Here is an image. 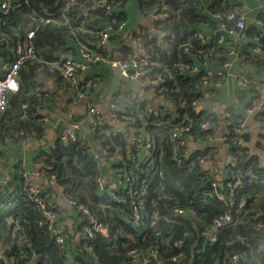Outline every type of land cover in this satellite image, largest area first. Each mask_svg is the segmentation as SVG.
I'll return each mask as SVG.
<instances>
[{
	"label": "trees",
	"instance_id": "obj_1",
	"mask_svg": "<svg viewBox=\"0 0 264 264\" xmlns=\"http://www.w3.org/2000/svg\"><path fill=\"white\" fill-rule=\"evenodd\" d=\"M13 1L9 13L0 10V76L15 47L28 41L31 30L34 53L23 62L19 89L9 92L8 105L0 113V264H143L145 259L146 264H174L168 260L174 254H181L184 264H264V229L259 226L264 223V104L251 112L261 101L264 103L260 87L264 83V6L254 21L241 30L246 45L237 53L232 33L220 42V35L205 36L206 31L199 25L205 22L214 29L229 12L245 15L246 0L137 1L143 15L157 16L155 29L166 34L161 44L149 32L134 33L148 55L149 62L142 69L150 78L161 79L157 92L162 99L176 111L189 115L187 122L160 117L165 123L160 125L159 119L146 109L150 100L134 99L128 88L114 95L113 100L123 107L117 110L121 122L138 128L145 120L150 121L138 132L155 140L152 152L156 166H150L144 163L145 155L136 153L129 135L107 123L91 126L88 134L76 130L75 139L58 137L47 148H26L31 140L44 138L51 121L49 114L62 111L54 94L43 90L38 72L52 73L75 92V100L80 93L83 98L86 83L80 78L74 86L64 76L62 62L65 58L84 60L83 48L110 58L108 47L103 50L97 46L99 32L109 27V41L121 37L128 27L127 7L131 0ZM78 53L82 59L72 55ZM135 53L133 45L124 46L121 58L131 61ZM235 58L238 63L233 72L231 98L227 81ZM98 63L103 62L89 63V68ZM129 72L134 73L135 67L131 66ZM239 76L246 84L239 83ZM219 81L221 86H217ZM201 101H216L224 106L225 113H231L229 117L224 115V137L232 162L220 171L212 169L220 147L210 139L214 131L200 126L204 121L217 126L219 116L214 110L194 106ZM46 109L49 114L43 113ZM250 119L262 128L260 151L253 152L245 144L251 141L250 131H238ZM183 125H190V132L200 145L189 156L179 152L175 159L171 137L177 126ZM240 137L245 143H237ZM25 153H35L31 161L41 166V173L49 179L55 176L67 200L77 203L72 208L68 205V210L80 217L78 230L62 244L46 224L40 223L44 222L43 211L28 194ZM201 158H206L211 167L200 165ZM109 173L113 182L101 188L98 177L107 178ZM8 176L10 180L3 182ZM218 177L224 184L214 187ZM164 194L172 198L162 199ZM44 199L57 211V225L61 228L64 211L54 198L51 185L46 186ZM140 201L144 202L143 221L136 228L131 208ZM242 201L245 204L241 207ZM175 204L184 208L185 214L178 217V222L168 224L165 218L172 216ZM78 205L86 206L90 215L79 211ZM226 214L233 221L215 229V221ZM90 216L105 224L108 234L95 232L93 237L79 241L76 237L85 231ZM152 218L158 220L154 226L149 225ZM17 224L21 230L14 235ZM180 237L185 238L183 247H173V241ZM154 248L159 250L160 260L149 258ZM132 249L140 251L138 258L129 254ZM235 254L240 255L237 262L231 260Z\"/></svg>",
	"mask_w": 264,
	"mask_h": 264
},
{
	"label": "built area",
	"instance_id": "obj_2",
	"mask_svg": "<svg viewBox=\"0 0 264 264\" xmlns=\"http://www.w3.org/2000/svg\"><path fill=\"white\" fill-rule=\"evenodd\" d=\"M13 5H14L13 0H0V10L5 12V13H9L11 11ZM103 6L108 8L107 4H103ZM246 21H247V15L246 14L239 16L236 12L232 11V12H229V13L223 15L222 23L220 25V31L217 34V35H220L219 41L220 42L224 41V36L226 37L227 35H229L232 32L240 33L241 30H243L245 28ZM230 26H232V28ZM233 27L236 28V31H233ZM99 35H100L99 46L101 47V49L105 50L108 47L109 38L111 36L110 28L106 27V28L102 29L99 32ZM33 36H34V31L31 30L28 34V41L25 43H22V42L18 43V45L15 47V49L13 51L12 59L10 60V62H7V64H5V66H4V71L0 76V113L2 111H4L8 105L9 92H17L19 89L18 76H19L20 68H21L23 62L27 58L32 56L34 53V47L32 44ZM132 41H133V46L136 49V53H135L133 60H131V61L123 60L121 58V56H119L116 59L108 58V57H102L99 54H93L90 51V49H88V48H83L82 54H83L84 60L78 61V60H73L71 58H65L63 60V62H62L63 74L70 82L73 83L74 86H76L80 83L81 73L85 72V70H87V68H89V63H96L98 61H102V62L106 63L111 69H113L115 71L119 70L126 76H131L133 78L142 77V78H144V80H146L143 88L144 89L151 88L154 96L158 99V103H156V104L149 102V104L146 105V109L155 118L159 119L158 124H160V125L165 124V123H162V121L160 119V117H163V116H168L169 118H179L182 122H187L188 118H189L188 113H186V112L180 113V112L176 111L174 109V107H172L170 105L169 101H165L164 99H162L158 95L157 87L160 86L162 81H161V79L150 78L146 74V72L142 69V65L148 64V62H149L148 55L146 54L145 48H144L143 44L141 43L140 38H134L133 37ZM9 43H11V42H9ZM131 66L135 67V72L132 74L129 72V69ZM194 69L196 70L197 68L195 67ZM238 81L242 85L246 84V80L243 79L242 76H239ZM217 86H221L220 81L217 82ZM260 87H261L263 94H264V83H261ZM82 96H83V94L80 93V97L77 99H81ZM133 97H134V99H138V100L146 99L144 91L133 92ZM263 104H264L263 101H261L259 104H257L251 110V112L253 113L256 110L261 109L263 107ZM194 106L198 107L199 110L200 109H210V110L215 109L214 104L209 103L207 101L195 102ZM109 107H110V114L109 115L111 117V119L109 121L106 120L104 117L100 116L101 113L98 111L97 107L93 106L90 108V118H89L90 129H91V126L96 127L98 125H104L105 123L112 125L111 123L113 121L116 123H123L120 121L119 115L117 113V110L123 109V107L118 106L117 103L113 100V98L110 100ZM167 107H169V108H167ZM222 108L224 111L223 115H225L226 117H229L231 115V113L229 111H226V113H225L224 106ZM127 117H129V119H131V121L133 120L132 117H130V116H127ZM224 120H225V117H224ZM149 123H150L149 120L148 121L145 120L144 124L138 128L136 126L132 127L129 124L126 125L125 123H123V126H124V132H126V134L129 135V137H128L129 142L134 147L136 153L138 155H141V156L145 155V159L147 158V161L145 160L144 163L149 164L150 166H156V159L153 155L154 153L152 152V149H154V147H155V140H153L150 135L144 136V135L138 133V132H141L142 130H144L145 126L148 125ZM200 126L203 130H207V129L211 128L214 131V133L212 134V136L210 138L214 144H216L217 146L220 145V147L222 145L226 146L225 145L226 137H224V133L226 131V124L224 125V129L221 133L219 132L218 127L216 125L210 123L209 121H204ZM247 126H248V124L245 125V123H243L241 125V129H238V131L243 132V133L248 132L249 129ZM71 128L72 129L65 135V138L75 139L76 138L75 131L79 130V129L83 130L81 125L78 124L77 122H73L71 124ZM190 129H191L190 125H183V126H177V128L174 130L172 137H171V140L173 142L172 147L175 151V156H174L175 159L178 158L179 152H185L189 156L190 153L193 152L194 149H196V147L200 145V142H198L197 139H195V137L190 132ZM24 143H26V141ZM237 143L242 144L245 142L240 137L237 139ZM191 144H192V146H191ZM245 144H247V143H245ZM217 156H218V152L216 153V157H215L216 158L215 166H213L212 169H214V170L218 169V171H220L223 167L219 166V164L217 162ZM261 157H262V163L264 164V152H262ZM230 162H232L231 158L229 161H227L226 164H229ZM226 164H225V166H226ZM200 165L211 167L212 164L207 163L206 158H201L200 159ZM40 173H41V171H40ZM28 176L30 179V172H29ZM128 179H130V178H128ZM8 180H10V176L6 177L3 180V182H8ZM50 180H53L52 182H55L56 177L53 176L52 179H50ZM97 181H98L101 188H104L106 184L113 182V181L109 182L107 180V178L104 177L103 175L99 176ZM223 181L224 180H222V177H218V180L216 182H213V186L217 187V185H221L222 183L224 184ZM229 185H231V184L229 183ZM27 191H28L30 198L38 206H40V208L43 211L44 222H40V223L42 225L43 224L47 225L48 231H50L56 235L57 241L60 244L64 243L65 240L67 238H69L70 233L61 232V228L58 227V225H57V220H58L57 211L51 206V204L49 202H46L44 199V193L46 191V185L32 183L30 180H28ZM129 192L132 194L137 193V192H133L131 190ZM145 194H147V190L143 191V195H145ZM219 197L221 199H224V196L222 194H219ZM171 198L172 197L168 194H164L162 197V199H165V200H169ZM231 204H235V202L231 201ZM244 204H245V201H242L240 203V206L242 207V206H244ZM68 205L70 206V208H72V207L76 206L77 203H76V201H68ZM143 206H144V202L140 201L138 203H135L133 205V207L131 208V210H132V222L136 228H139L142 226V221H143L142 210L144 208ZM78 209L82 213L90 215V211L86 206L78 205ZM171 212H172V216L165 218V221L168 224H174V223L178 222L179 221L178 217L181 216L182 214H185V209L182 208L180 205L175 204L172 206ZM12 221H14V219H12ZM232 221H233V217L230 214H226L225 216L219 217L215 221L214 228L217 229L221 225L229 224ZM157 222H158V220L156 218H152L149 222V225L154 226L157 224ZM259 226L264 229V223H260ZM20 230H21V226L17 224L13 228L14 235H16L17 232ZM95 232H100V233L107 235L108 234V228L105 224L98 222L95 217L90 216L89 225L86 227L84 232H82L79 236L76 237V239H79V241H80V240L87 239L88 237H93ZM211 238L216 239V236L212 235ZM184 243H185V238L180 237V238L175 239L173 241L172 246L176 247L178 249H181L183 247ZM129 254L132 255V257H134V258H138L141 253L137 249H132L129 251ZM0 257H3L2 252L0 254ZM160 257H161V254H160L158 249L154 248V249L150 250L149 258L160 260ZM239 259H240L239 254H235V255H233V257H231V260L233 262H237ZM168 260L174 264H184L182 262V259H181V254H174V255L170 256L168 258ZM146 262H147V259H145L143 264H146ZM6 264H11V263L7 262Z\"/></svg>",
	"mask_w": 264,
	"mask_h": 264
},
{
	"label": "crops",
	"instance_id": "obj_3",
	"mask_svg": "<svg viewBox=\"0 0 264 264\" xmlns=\"http://www.w3.org/2000/svg\"><path fill=\"white\" fill-rule=\"evenodd\" d=\"M138 0H131L127 9H128V18L127 23L128 27L125 29L121 35V37H116L109 41V56L110 58H118L122 54V49L124 46H132L133 45V36L134 33H143L146 34L149 32L151 35H154L161 44L164 43V37L161 31H157L155 29V20L157 16L155 15H143L140 11ZM237 1V0H232ZM247 4L245 5L247 21L246 23L253 22L255 16L259 9L264 6L263 0H246ZM131 5V8H130ZM250 6V7H249ZM252 7V8H251ZM133 8V9H132ZM220 22V21H219ZM201 30L206 31L205 36L213 37L217 35L220 31V23L217 28L209 29L208 24L205 22H201L199 25ZM155 32V33H153ZM159 36V38H158ZM229 36V35H227ZM161 37V38H160ZM233 43L236 46L237 42L241 43L240 49L245 47V41L242 38V33L232 32ZM99 46V43L97 44ZM239 49V50H240ZM236 50V47H235ZM239 50H236L238 53ZM75 58L82 59L80 53L72 54ZM112 56V57H111ZM237 59V58H235ZM88 72H85L81 75V81L85 82V94L84 97L77 102L75 100V92L69 89L65 84H61L58 78L52 73H46L45 71H39L38 77L40 79L41 86L43 90L54 94L55 101L62 107V111L58 114L52 113L49 114L48 110H44V114H49L48 127L46 128V132L44 138L41 140H31L27 143V150H38L39 148H47L52 145L58 137L65 138V135L72 129L71 124L73 122H77L81 125L85 133H89V118H90V108L95 106L98 111L102 114V116L106 120H110V100L114 97V95L120 91L128 88L132 92H145V98L150 100L153 104L158 103V99L154 96L151 88L144 89L143 86L146 82L144 78L138 77L133 78L131 76L124 75L119 70L111 69L106 63H98L87 69ZM85 70V71H87ZM87 86V87H86ZM227 92H229V86L227 81ZM75 95V96H74ZM230 95V94H229ZM74 96V97H73ZM231 97V96H230ZM232 98V97H231ZM214 111L217 112L219 116V121L217 123V127L219 132L221 133L224 129L225 120L223 115V105L220 103L213 101ZM112 126L118 131L124 132L123 123L112 122ZM248 129L251 133V141L247 144L251 147L253 152L259 149L258 142L261 140V126L260 124L255 123L252 119L249 120ZM192 146V144H191ZM260 151V149H259ZM35 153L29 155V153L24 154V160L28 163V168L30 172V181L32 183L44 184L46 186L51 185L53 189L54 198L58 200L60 206L63 207V216L61 222V232H68L71 235L75 234V230H78L79 223L81 221L80 217L76 214H72L68 209V200L64 194L62 188H60L56 182L53 184L46 183V180H50L48 177L44 176L40 173L41 166L31 161L34 157ZM230 160L228 156L226 146L222 145L219 148L217 162L220 167H225L227 161ZM110 172V171H109ZM107 180L109 182L113 181V176L111 173L107 175ZM53 181V180H50ZM66 229L68 231H66Z\"/></svg>",
	"mask_w": 264,
	"mask_h": 264
},
{
	"label": "water",
	"instance_id": "obj_4",
	"mask_svg": "<svg viewBox=\"0 0 264 264\" xmlns=\"http://www.w3.org/2000/svg\"><path fill=\"white\" fill-rule=\"evenodd\" d=\"M153 33H155V32H153ZM162 35L163 36H161V37H164L166 34H162ZM158 38H159V36H158ZM240 46H241V43L240 42H237L236 43V46H235L236 47V50H239L240 49ZM237 63H238V59H235L233 61V63L231 64L230 68H229L228 86H229V92H230L229 94H230L231 97H233V95H234L233 72H234V70H235V68L237 66ZM46 183L53 184V182L50 181V180H46ZM221 186H223V183L221 184ZM147 264H153V263L148 262Z\"/></svg>",
	"mask_w": 264,
	"mask_h": 264
},
{
	"label": "rangeland",
	"instance_id": "obj_5",
	"mask_svg": "<svg viewBox=\"0 0 264 264\" xmlns=\"http://www.w3.org/2000/svg\"><path fill=\"white\" fill-rule=\"evenodd\" d=\"M130 8H131V5H130ZM133 9V8H132Z\"/></svg>",
	"mask_w": 264,
	"mask_h": 264
}]
</instances>
